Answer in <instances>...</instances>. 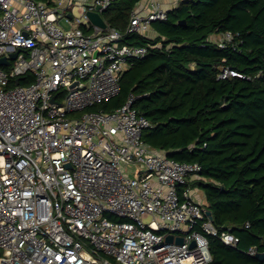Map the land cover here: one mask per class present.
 Listing matches in <instances>:
<instances>
[{
	"label": "built area",
	"instance_id": "built-area-1",
	"mask_svg": "<svg viewBox=\"0 0 264 264\" xmlns=\"http://www.w3.org/2000/svg\"><path fill=\"white\" fill-rule=\"evenodd\" d=\"M115 1L0 0V59L10 60L0 66V264H210L208 235L239 247L233 225L217 227L191 190L203 166L143 139L154 125L134 107L139 95L88 110L148 55L126 34L167 19L164 0H140L125 30L91 21ZM235 36L209 39L225 47ZM27 73L33 81L20 84ZM236 75L225 67L219 77Z\"/></svg>",
	"mask_w": 264,
	"mask_h": 264
},
{
	"label": "trees",
	"instance_id": "trees-1",
	"mask_svg": "<svg viewBox=\"0 0 264 264\" xmlns=\"http://www.w3.org/2000/svg\"><path fill=\"white\" fill-rule=\"evenodd\" d=\"M139 1L116 0L103 18L125 30ZM152 29L126 34L150 51L123 73L118 94L88 110L109 112L139 95L134 107L154 125L145 142L203 166L190 185L204 191L214 224L233 225L240 238L234 248L208 235L210 264H264L247 253L264 252V0H180ZM225 31L236 34L227 46L209 39ZM225 67L240 75L220 78ZM19 80L28 85L33 75Z\"/></svg>",
	"mask_w": 264,
	"mask_h": 264
},
{
	"label": "water",
	"instance_id": "water-1",
	"mask_svg": "<svg viewBox=\"0 0 264 264\" xmlns=\"http://www.w3.org/2000/svg\"><path fill=\"white\" fill-rule=\"evenodd\" d=\"M88 15H89L91 21L93 23H95L96 25H98V26H100L102 28H106L107 27V22L105 21V19L102 17V15L99 12H97V11H90L88 13ZM17 54H18V52L12 53L10 55V58L15 59L17 57ZM9 64H10V60L7 57H3V58L0 59V66H2V65H9ZM16 82L19 83V80H17ZM81 84L82 83L77 80V81H74L72 83V86L81 85ZM208 214L210 215L211 218H213V216L211 214V211L208 210ZM167 240L168 241H171L172 240V236H168ZM183 241H184V239L182 237H180L178 239V242L179 243H183ZM195 244H196L195 241H193L192 242V246H194ZM256 257L259 258V259H261V260H263L264 259V252L258 253L256 255Z\"/></svg>",
	"mask_w": 264,
	"mask_h": 264
},
{
	"label": "rangeland",
	"instance_id": "rangeland-1",
	"mask_svg": "<svg viewBox=\"0 0 264 264\" xmlns=\"http://www.w3.org/2000/svg\"><path fill=\"white\" fill-rule=\"evenodd\" d=\"M75 16H76V20H77V22H80L81 19L78 18V17H79L78 10H75ZM62 22H63L64 26L67 27V28H69V27L71 26V25H70L68 22H66L65 20H63ZM152 30H153V29H152ZM152 30H150V32H149L150 35H153ZM190 186H191V190L193 191V193H194V195H195V197H196V200H197L198 202H203V201L206 200V197H205V193H204V191H203V190H202L197 184L193 183V184L190 185Z\"/></svg>",
	"mask_w": 264,
	"mask_h": 264
},
{
	"label": "crops",
	"instance_id": "crops-1",
	"mask_svg": "<svg viewBox=\"0 0 264 264\" xmlns=\"http://www.w3.org/2000/svg\"><path fill=\"white\" fill-rule=\"evenodd\" d=\"M179 1H180V0H164L165 8H166L167 10H170V9L176 7V6L178 5ZM152 32H153V30H152ZM153 33H155V32H153ZM155 34H156V33H155ZM197 178H198V177L195 176V177H193L191 180H194V179H197ZM205 202H206V200L203 201V203H205Z\"/></svg>",
	"mask_w": 264,
	"mask_h": 264
}]
</instances>
